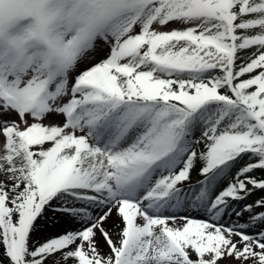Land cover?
Returning a JSON list of instances; mask_svg holds the SVG:
<instances>
[{
	"label": "rangeland",
	"instance_id": "1",
	"mask_svg": "<svg viewBox=\"0 0 264 264\" xmlns=\"http://www.w3.org/2000/svg\"><path fill=\"white\" fill-rule=\"evenodd\" d=\"M188 4L0 0V264H12L22 247L23 264H264L258 209L215 206L217 194L206 205L193 187L169 192L175 178L186 182L181 165L190 150L193 161L227 139L252 137L254 121L236 108L211 105L187 117L188 147L162 157L164 151L153 150V136L167 107L109 102L112 69L148 71L145 41L191 29L184 20ZM242 6L249 11L246 44L254 46L247 69L258 75L264 68V0ZM138 37L144 39L133 47ZM29 131L52 136L28 141ZM47 159L52 177L37 186L29 166L39 169ZM187 175L194 180V169ZM2 177L11 180L6 187ZM107 216L126 226L128 241L119 249L110 243ZM100 221L103 227L94 230ZM91 232L104 256L83 250L82 242L66 248L67 238ZM172 234L188 252L151 241Z\"/></svg>",
	"mask_w": 264,
	"mask_h": 264
},
{
	"label": "trees",
	"instance_id": "2",
	"mask_svg": "<svg viewBox=\"0 0 264 264\" xmlns=\"http://www.w3.org/2000/svg\"><path fill=\"white\" fill-rule=\"evenodd\" d=\"M188 1L191 12L184 20L193 31L213 42L172 35L152 46L146 43L144 67L149 70H112V78L106 81L109 100H128L144 104L143 107L158 102L167 107L154 131V148L161 147L173 154L185 150L190 142L187 117L198 115L206 107L219 104L225 109L236 108L254 121L256 134L252 137L227 139L196 155L193 161V150L190 151L191 158L181 165L182 181L186 182L179 185L181 179L173 181L175 188H195L206 205L218 193L214 205L258 209L256 212L264 219V68L258 75L247 69L251 60L247 57L248 49L254 48L253 44H246L249 11L240 6L243 0ZM163 71L183 75L172 76ZM50 162L35 171L37 178L51 175ZM32 166L29 168L33 169ZM192 169L194 180L187 175ZM25 256L22 251L14 264H23Z\"/></svg>",
	"mask_w": 264,
	"mask_h": 264
},
{
	"label": "bare ground",
	"instance_id": "3",
	"mask_svg": "<svg viewBox=\"0 0 264 264\" xmlns=\"http://www.w3.org/2000/svg\"><path fill=\"white\" fill-rule=\"evenodd\" d=\"M5 174L7 175V172H5ZM5 176V175H4ZM4 180V181H3ZM2 182H4L5 187H6V182L9 184V182H11V180H7L5 177H2ZM1 207V206H0ZM107 225V228L110 229V243L114 244L115 246L121 247V246H125V243L128 241V235H127V230H126V226H120L119 223L117 222L116 219L113 218V216H107L105 218V222ZM103 221H100L99 223H96L94 226V230H97L99 227H103ZM94 232H91V234L86 235L84 238H67V243H66V248H75L76 244H81V242L83 243V245H81V248L84 250V247L88 250V252H93L96 255L100 256H104V249H102L100 242L97 238L96 235H92ZM151 241L153 243H155L156 245H158L159 247H165L169 248L167 245H169L170 243H175L176 246H178L179 248H183L184 251H189V249L187 248V246L183 245V241L182 238H179L178 234H172L171 236H168L166 239L163 237H156L155 239L153 238V236L151 237Z\"/></svg>",
	"mask_w": 264,
	"mask_h": 264
}]
</instances>
